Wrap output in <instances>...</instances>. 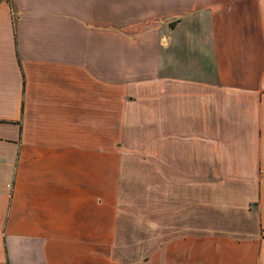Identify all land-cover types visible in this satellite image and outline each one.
I'll use <instances>...</instances> for the list:
<instances>
[{
  "label": "crops",
  "instance_id": "obj_1",
  "mask_svg": "<svg viewBox=\"0 0 264 264\" xmlns=\"http://www.w3.org/2000/svg\"><path fill=\"white\" fill-rule=\"evenodd\" d=\"M0 264H264V0H0Z\"/></svg>",
  "mask_w": 264,
  "mask_h": 264
}]
</instances>
